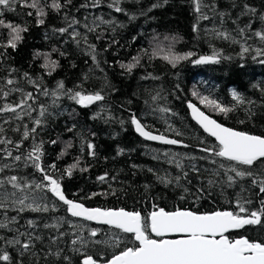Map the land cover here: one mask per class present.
Returning a JSON list of instances; mask_svg holds the SVG:
<instances>
[{"label":"trees","instance_id":"obj_1","mask_svg":"<svg viewBox=\"0 0 264 264\" xmlns=\"http://www.w3.org/2000/svg\"><path fill=\"white\" fill-rule=\"evenodd\" d=\"M51 2L40 0L42 5H50ZM60 2L64 4L66 0ZM111 3L112 0H100L99 5L93 7L92 0H71L60 11L45 7L47 15L43 25L37 24V11L21 3H17L15 11H5L0 16L6 23L27 28L15 49L0 47V53L4 54L0 60V90L19 88L25 93L32 92L37 100L29 103L34 108L43 104L52 113L46 114L35 140L30 136L18 150L14 144L22 139L23 126L27 125L30 130L39 112H32L31 117L25 116L20 120L14 113H0V125L4 129L0 139L14 142L0 144V167L11 165L0 172V179L17 176L28 182H40L42 174L30 161L25 165L33 144L42 140L44 166L54 163L55 173L64 176L62 186L65 195L90 208H124L139 211L145 217L158 208L165 211L188 209L200 213L237 212L236 201L240 199L251 201L246 205L249 210L259 209L264 193L251 183L250 178L245 177L229 187L223 182L226 179L223 170L219 176L214 175L221 163L227 166L231 162L202 151L204 147H215L218 143L193 121L188 104H196L230 128L264 135V63H261L264 56L253 59L255 49L264 48V41L254 35L256 31H264V21L260 19L264 15V0H203L205 7L202 11L208 19L199 18L194 0H167V3L164 0H121L122 12H116L114 7H110ZM244 5L255 8L256 13L248 14ZM29 12L32 14L28 15ZM72 18L80 22L74 25L76 30L82 35L87 33L88 42L96 45L99 66L84 50L83 43L77 45L68 33L56 31L67 27ZM197 23L198 30H194ZM85 24L99 26L94 32H87ZM249 24L251 27L246 28ZM241 28L245 29L243 33L239 32ZM71 31L69 28V33ZM8 32L9 29L0 26V44L7 42ZM221 32L228 33V38L220 36ZM172 37L176 38L174 42ZM246 44L252 50L241 56ZM157 45L159 54L152 56ZM169 47L175 53L190 51L195 56L173 68L163 59L164 51ZM145 49L148 54L141 55ZM214 50L222 57L219 63L198 65L192 62L200 56L212 55ZM36 53L50 54V59L58 61L59 66L54 70L43 68L44 59L37 58ZM137 56H141L140 64L131 73L120 67ZM11 69L16 71L12 73ZM24 73H29L32 78L43 77L44 86L49 90L63 81L67 89L80 90L82 86L88 93L100 91L105 100L84 107L64 96L52 105V97L38 93L35 86L25 80ZM7 78H13L17 83L6 85ZM193 91L198 95L194 96ZM233 91L238 92L245 103L237 105L231 95ZM157 93L161 99L153 101L152 96ZM20 98L18 91L11 92L8 97L0 95V107L15 105ZM202 98L235 106V110L225 115L208 103H201ZM162 108L170 111L163 112ZM97 113L101 115L94 119ZM133 113L148 131L182 143L168 145L143 139L130 122ZM73 125L75 128L69 132L68 128ZM17 127L19 132L15 130ZM53 140L55 144L51 143ZM88 142L95 145V156L90 154L92 150L88 148ZM69 143L71 147L66 149ZM7 151L12 152V157L6 155ZM65 151L66 154L62 155ZM16 155H21L22 159L14 161ZM77 160L79 168L68 177L66 169ZM193 166L199 171H193ZM80 168L87 171H80ZM240 170L264 172V163L257 161L253 166L242 165ZM105 173L107 178L102 182L98 177ZM184 173H187L186 177ZM160 177H167L172 183H163ZM210 179L216 183L209 185ZM201 189L203 192L199 191ZM12 191V185L5 184L0 195ZM34 195L43 196L42 202L49 205L50 211L18 213L14 207L0 208V220L4 219L6 212L8 217H17L18 222L10 227L41 237L35 241L34 248L23 255L18 246H5L0 242V250L7 247L12 264L20 261L23 264H69V261L70 264H83L89 255L99 264H105L126 247L139 246L134 235L74 219L68 215L67 206L47 190L37 191ZM28 220H35L37 227L29 228ZM45 224H58V227L46 228ZM92 229L98 230L95 237H90ZM60 233L64 235L53 243V238ZM76 234L88 241L83 247L77 245L78 251L73 250L71 243ZM15 235L14 231L0 228V236L11 239ZM149 236L160 239L150 231ZM228 237L232 240L246 237L250 241L264 243V228L248 226L243 231L228 234ZM113 238L121 241L119 246L112 245ZM56 251L60 252L59 256L51 254ZM0 264L8 262L0 261Z\"/></svg>","mask_w":264,"mask_h":264},{"label":"snow or ice","instance_id":"obj_2","mask_svg":"<svg viewBox=\"0 0 264 264\" xmlns=\"http://www.w3.org/2000/svg\"><path fill=\"white\" fill-rule=\"evenodd\" d=\"M99 2L100 0H92L91 6L96 7L99 5ZM164 2L167 3V0H164ZM17 3L35 9L38 16L37 24L43 25L47 15L45 7L60 11L62 8H65L67 4H70L71 0H66L64 4H62L60 0H52L50 5H42L40 0H31V2H29V0H0V16H3L5 11H15ZM120 3L121 0H112L110 7H114L116 12H122L123 9L119 6ZM156 6L157 5H153V7ZM194 6L195 11L200 14V19H208L202 11V8L205 7V5H203V0H194ZM81 7H87V5H81ZM244 8L248 14L256 13V9L249 5H244ZM31 14V12L28 13V15ZM65 19H68L67 15H65ZM260 19L264 21V15H261ZM79 23L78 20L72 18L67 27L56 29V31L61 34L68 33L70 38L77 45L83 43L84 50L91 56V59L96 62L97 66H99L96 45L88 42L87 33L82 35L74 27V25H78ZM0 26L9 29L8 40L5 44H0V47L15 49L22 41V33L26 32L27 28L21 25H14L10 22L6 23L3 19H0ZM98 26L99 25L96 24H94L93 27H89L87 24L84 25L87 32H94ZM250 27V24L246 26V28ZM69 28L72 29L70 33ZM114 30L113 28V31ZM194 30H198V23L194 25ZM244 31V28L239 29L241 33ZM219 35L224 38H228L229 36L228 33L223 32L219 33ZM254 35L264 41V31H256ZM99 38L100 37L97 36V39ZM165 39L167 40L169 38L165 37ZM171 40L174 42L176 38L172 37ZM113 43H115V41H113ZM251 50V47L246 44L242 49L241 56ZM159 51V45H157V49L153 51L152 56L158 55ZM147 54V49H145L141 55ZM35 55L37 58L43 57L44 63L42 67L45 69L54 70L59 66L58 61L50 59V54L36 53ZM61 55H63V53H61ZM3 56L4 54L0 53V60L3 59ZM193 56H195L193 52L189 51L184 54H178L173 52L171 47H169L163 59L168 61L171 66L175 68L181 61L189 60ZM262 56H264V48L255 49V56L253 59ZM221 58L220 53L214 50L212 55L200 56L192 62L198 65L215 64L219 63ZM140 59L141 56L133 57L132 62L121 64L120 67L126 69L128 73H131L132 70L140 64ZM261 63H264V60H261ZM10 71L14 73L16 70L11 69ZM48 74L51 75V71H49ZM23 75L28 83L35 86L38 93H41L45 97H52V105H56L57 101L64 96L84 107L105 100V95L100 91L88 93L82 86L80 90L67 89L63 81H59L54 89L49 90L44 86L43 77L32 78L29 73H24ZM85 79H87V77H85ZM16 83L17 81L13 78H7L5 80L6 85H14ZM17 91L21 93V98L18 103L15 105L4 104L0 107V113H14L16 114V119L20 120L25 116L31 117L32 112H39V117L34 120V126L30 130L27 125L23 126L24 131L22 133V139L14 144V147L18 150L23 146V141L29 139L30 136L35 140L38 134L37 129L44 124L46 114L52 115V113H49L48 108L43 104H39L37 108H34L32 104L29 103V101L35 103L37 100V97L32 92L25 93L23 89L11 88L9 91L0 90V95L8 97L11 92ZM192 94L194 96L198 95L196 91H193ZM231 95L237 105L245 103L243 97L238 92L233 91ZM159 99H161L159 93L152 96L153 101ZM201 103H208L215 111H219L225 115L235 110V106L229 107L215 100L209 101L207 98H202ZM248 103H251V101ZM189 108L192 109L193 117L204 130L212 137H215L219 142L215 147H204L202 151L211 156L224 158L226 161L231 162L227 166L221 163L214 175L219 176L221 170H223L226 174V179L223 182L229 187L233 186L238 180L248 177L251 179V183L258 186L259 191L264 193V172L240 170V166L242 165L253 166L257 161L264 163V135H254L249 132L237 131L233 128L225 127L223 124L217 123L216 120L205 115L204 112L200 111L194 104L189 103ZM17 109H21V111L18 112ZM160 110L163 112L170 111V109L167 108H162ZM100 115V113H97L93 118H98ZM130 122L135 125V130L141 136L149 140H160L172 145L182 143L180 140L169 139L164 135H155L150 131H146V126L141 123V120L137 118L134 113L130 117ZM120 123H123V121H120ZM74 128L75 125L68 128V131L71 132ZM15 130L19 132L20 128L17 127ZM3 131V126L0 125V133ZM13 143L14 142L10 139H0V144ZM51 143L55 144L56 141L53 140ZM43 147L44 142L42 140L33 144L31 151L27 154L25 165L27 166V162L30 161L32 166L42 174L40 182H28L17 176L0 179V189H2L5 184H11L14 189L11 193L4 192L3 195H0V208L6 209L8 207H14L18 213L25 211L48 212L50 211L49 205L42 202L44 197L34 195L37 191L44 192L47 190L58 198L59 202L67 206L66 210L71 213L73 217H82L88 221H98L113 226L123 233L134 234V238L139 242V246L126 247L118 255H114L108 260L107 264H264V243L250 241L246 237L232 240L226 235L230 230L241 229L246 225H258L264 228V201H261L260 208L257 210H249L246 206L251 204L250 200L238 199L236 201L239 209L237 212L213 211L209 213H200L188 209L178 208L175 211H165L164 208H158L150 212L147 217L142 216L139 211H127L124 208H88L85 207L83 203L69 199L65 195L62 186L63 174L55 173L56 165L54 163L46 167L42 162L44 156ZM68 147H71L70 143L66 145V149ZM88 148L92 150L90 154L95 156V145L88 142ZM122 151L123 150H121V152ZM61 154H66V151ZM6 155L12 157V152L7 151ZM21 159V155L13 157L14 161H20ZM213 163H216V161L213 160ZM79 164L80 162L77 160L76 163L69 166L66 169V175L71 177L73 170L79 168ZM178 166L182 167L179 163ZM7 167H11V165H3L0 167V172ZM79 170L87 171V169L84 168H80ZM149 171H151V169H149ZM193 171L199 170L193 166ZM184 176L186 177L187 173H184ZM106 178L107 173L98 177L102 182L105 181ZM160 180L163 183H172V180L167 177H160ZM176 181L179 182V177L176 178ZM214 183H216L215 180L210 179L208 181L209 185H213ZM187 191L188 189H185V192ZM199 191L203 192V189ZM18 192L19 195L17 194ZM93 195L97 194L94 193ZM52 207L54 208L55 205ZM17 222V217H8L5 212L4 219L0 220V228L14 231L16 235L11 239L0 236V242L5 246H18L21 249V255H23L24 252L34 248L35 241L40 240L41 237L35 236L32 232H21L19 228L10 227V225H15ZM26 223L31 229L37 227V222L35 220H28ZM44 227H58V224H45ZM97 231V229H92L90 231V237H95ZM149 231L161 238H150ZM170 233L180 234L181 238H163L166 234ZM63 235L64 233H60L57 237L53 238V243L59 240ZM87 242L88 241L81 235L76 234L75 238L71 241L73 250L78 251L79 249L76 246L79 245L83 247ZM96 243H99V241H96ZM111 243L113 246H119L121 241L117 238H113ZM51 254L59 256L60 252L56 251ZM65 260H69V258L65 257ZM0 261L12 264V257L7 251V247L0 250ZM19 264H23V261H20ZM83 264H99V262L89 255L83 260Z\"/></svg>","mask_w":264,"mask_h":264},{"label":"water","instance_id":"obj_3","mask_svg":"<svg viewBox=\"0 0 264 264\" xmlns=\"http://www.w3.org/2000/svg\"><path fill=\"white\" fill-rule=\"evenodd\" d=\"M191 104H194V103H192V102H190ZM200 111H202V112H204L203 110H201L196 104H194ZM188 108H189V104H188ZM189 111H190V115H191V117H192V119H193V121L208 135V136H210L211 138H213V139H215V137H212L208 132H206L205 130H204V128L199 124V122L193 117V115H192V109L191 108H189ZM204 114L205 115H207V116H209L211 119H214V120H216L217 121V123H220V124H223V123H221V122H219L217 119H215L214 117H212V116H210L209 114H207V113H205L204 112ZM224 125V124H223ZM225 127H228V126H226V125H224ZM230 128V127H229ZM145 130L146 131H148L146 128H145ZM235 130V129H234ZM238 131V130H237ZM137 132V131H136ZM137 134L140 136V137H142L143 139H145V140H147V141H150V142H156V143H161V144H167V143H165L164 141H160V140H149V139H147L146 137H143V136H141L138 132H137ZM153 134H155V133H153ZM155 135H159V134H155ZM169 139H171V138H169ZM216 140V139H215ZM216 142L217 143H219L217 140H216ZM168 145H172V144H168ZM175 145H180V143L179 144H175ZM52 194V193H51ZM53 195V194H52ZM54 196V195H53ZM54 198H56L55 196H54ZM57 200H58V198H56ZM62 203V202H61ZM63 204V203H62ZM85 207H87V206H85ZM88 208H90V207H88ZM68 212V211H67ZM68 215H70L71 217H73L72 215H71V213H69L68 212ZM74 219H78V220H81V221H87V222H89V223H91L92 225H94V226H98V227H109V228H114L113 226H110V225H107V224H103V223H101V222H98V221H88V220H85L84 218H82V217H73ZM246 227H248V225H246L244 228H241V229H233V230H230L228 233H226V235L228 236V234H230V233H233V232H240V231H243ZM116 229V228H115ZM126 234H131V235H134V234H132V233H126ZM152 235L154 236V237H156V238H161V237H157L154 233H152ZM164 239H178V238H181V235L180 234H176V233H170V234H166L165 235V237H163ZM217 238H219V237H217ZM242 238V237H241ZM153 239H155V238H153ZM239 239V238H238ZM136 242H138V241H136ZM139 243V242H138ZM105 264H107V263H105Z\"/></svg>","mask_w":264,"mask_h":264},{"label":"rangeland","instance_id":"obj_4","mask_svg":"<svg viewBox=\"0 0 264 264\" xmlns=\"http://www.w3.org/2000/svg\"><path fill=\"white\" fill-rule=\"evenodd\" d=\"M164 53H166V51H164ZM58 209V208H57Z\"/></svg>","mask_w":264,"mask_h":264},{"label":"bare ground","instance_id":"obj_5","mask_svg":"<svg viewBox=\"0 0 264 264\" xmlns=\"http://www.w3.org/2000/svg\"><path fill=\"white\" fill-rule=\"evenodd\" d=\"M104 227V226H103Z\"/></svg>","mask_w":264,"mask_h":264}]
</instances>
